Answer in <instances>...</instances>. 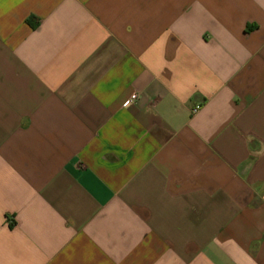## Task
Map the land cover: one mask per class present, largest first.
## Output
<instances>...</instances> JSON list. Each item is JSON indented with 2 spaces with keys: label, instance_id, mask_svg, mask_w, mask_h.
I'll return each instance as SVG.
<instances>
[{
  "label": "crops",
  "instance_id": "0c3cea01",
  "mask_svg": "<svg viewBox=\"0 0 264 264\" xmlns=\"http://www.w3.org/2000/svg\"><path fill=\"white\" fill-rule=\"evenodd\" d=\"M0 264H264V0H0Z\"/></svg>",
  "mask_w": 264,
  "mask_h": 264
},
{
  "label": "built area",
  "instance_id": "2783aa9c",
  "mask_svg": "<svg viewBox=\"0 0 264 264\" xmlns=\"http://www.w3.org/2000/svg\"><path fill=\"white\" fill-rule=\"evenodd\" d=\"M138 99L137 94H133L130 99L126 102L125 106L128 107L129 105L133 104ZM200 109V106L196 107L194 112L198 111Z\"/></svg>",
  "mask_w": 264,
  "mask_h": 264
}]
</instances>
